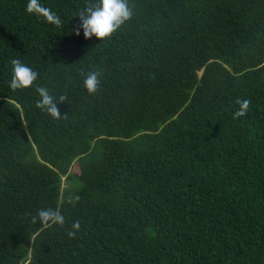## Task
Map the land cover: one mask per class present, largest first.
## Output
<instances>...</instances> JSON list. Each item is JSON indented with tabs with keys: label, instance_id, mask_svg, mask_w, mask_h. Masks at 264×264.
Returning <instances> with one entry per match:
<instances>
[{
	"label": "trees",
	"instance_id": "obj_1",
	"mask_svg": "<svg viewBox=\"0 0 264 264\" xmlns=\"http://www.w3.org/2000/svg\"><path fill=\"white\" fill-rule=\"evenodd\" d=\"M27 2L0 0V264H264V0H127L102 39L96 0Z\"/></svg>",
	"mask_w": 264,
	"mask_h": 264
},
{
	"label": "clouds",
	"instance_id": "obj_2",
	"mask_svg": "<svg viewBox=\"0 0 264 264\" xmlns=\"http://www.w3.org/2000/svg\"><path fill=\"white\" fill-rule=\"evenodd\" d=\"M29 13L37 14L38 18L43 17L46 21L53 22L57 25L61 23L60 18L54 15L50 9L45 8L39 3V0H28L26 9ZM133 15L132 9L129 7L127 0H96L95 3L85 7L78 12L75 17H79L80 23L75 29V33L79 35L82 31L85 38H105L110 36ZM11 64V80L9 87L13 90L20 88H27L33 84L37 79L38 73L26 65L20 59H12ZM99 72L90 71L83 79V86L89 93L96 91L100 83ZM36 91L39 93L40 99L37 100L36 106L47 111L53 117L61 115L58 104L63 101L65 97L54 98L49 94L46 87H37ZM248 101L242 103V109L237 111L234 115L239 117L244 115L243 108H246ZM33 222L39 220L40 223L53 222L57 224L64 223V216L58 211L40 210L37 216L32 217ZM79 222L73 224V228H79ZM69 235H74L69 232Z\"/></svg>",
	"mask_w": 264,
	"mask_h": 264
},
{
	"label": "rangeland",
	"instance_id": "obj_3",
	"mask_svg": "<svg viewBox=\"0 0 264 264\" xmlns=\"http://www.w3.org/2000/svg\"><path fill=\"white\" fill-rule=\"evenodd\" d=\"M75 168V166L73 167V169Z\"/></svg>",
	"mask_w": 264,
	"mask_h": 264
}]
</instances>
